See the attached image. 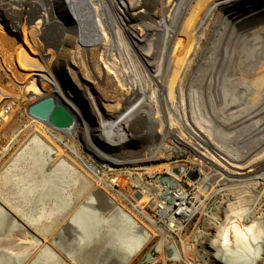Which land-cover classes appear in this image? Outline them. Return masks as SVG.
<instances>
[{
  "label": "rangeland",
  "instance_id": "374dc122",
  "mask_svg": "<svg viewBox=\"0 0 264 264\" xmlns=\"http://www.w3.org/2000/svg\"><path fill=\"white\" fill-rule=\"evenodd\" d=\"M64 1L54 0L53 2L56 6H60ZM212 1L210 0L209 3H212ZM209 3L199 4L197 0H157V4L152 10L153 18L159 24H161L162 20L165 21L167 27L170 28V35L176 37L177 29H181V26L188 20L189 15L193 16L191 17L193 20L192 29L198 26L200 19L210 5ZM102 13V8L99 4H85V0H81L80 4L72 5L68 10H63L61 13L56 14L59 26H61L63 34H65V39L60 47L56 48L59 55V65L57 67L61 73V84L66 90L68 97L87 107L88 120L91 122L89 127L94 130L93 132L97 133L93 141L89 139L91 143L84 135L83 122L79 124L73 134H67L48 126L27 113L28 106L38 98H35L34 94L26 89L25 84H20V82L16 81L10 68L15 66L18 69L22 65L21 62H30L29 59L32 52L25 45L22 37L23 32L14 31L9 22L7 23L4 16L0 14V205L6 210L8 209V213H11L17 219V222L13 224L9 219L3 222L0 221V226L2 227H0V264H39L38 259L36 260L37 263L35 259L36 255H39L41 251L42 243H47L54 247L69 264H114L120 251L124 250L122 243L126 241L129 230L126 229L124 223L111 216L109 211L103 214L100 210L101 206L99 209L93 205H86L88 200L93 195L96 198V193L101 190L107 192L119 204L124 206L151 233L145 245L132 256V259L127 264H225L222 262L224 259H220L218 256H216L217 259L213 257L214 254L211 251L217 252L218 249L209 247L206 240L211 236V233L222 219L224 205L233 203L232 201L234 200H238V202L246 206L253 205V210L248 218L249 222L255 224L264 222V182L259 183L253 180L249 184L240 185L228 180L223 186H217L213 191L210 190L209 193H212L209 195L211 196L209 202L202 195L197 197L195 203L199 206V211L187 224L179 226L173 231L170 229L172 227L168 226L165 221L166 225L161 223V229H165V233H162L157 228L155 224L157 220L152 217L154 201L151 195L153 194L151 192L145 193L143 190L148 187L154 193L157 192L155 191V180L158 175H167L169 170L172 172L175 167L180 168L181 163L191 164L197 162L199 155L190 145L196 144L198 139L190 135L189 129L194 126V123L198 129L203 130L202 122H199V118L196 116H192L194 105L188 102L187 109L192 116L191 118L180 116L175 110L168 121H166V126L174 129V132L178 135L177 137L182 139L179 138V141H175L174 139H177V137L168 135L167 138L173 144L167 143L168 141L166 140L167 142L164 146L167 151L161 153L160 160L154 162H148L149 160L144 162H117V160L127 158L134 160L135 158L149 155V153L145 152L155 139L154 132L156 133L157 130L155 126L160 120L162 122L161 114L158 112L161 99V84L152 79L150 74L145 71L144 66L137 64L135 57L129 55L127 51H122L123 59L120 60L121 56L115 50L113 52L114 57L109 54L108 63H105L106 55L102 49L110 48L108 46L110 44V32ZM224 13V5H219L211 12L207 23L203 26L206 31H204L205 37L201 40L202 47L206 46L205 44L209 42L212 35L217 32L218 20L222 18ZM85 16L87 17L86 19L84 18ZM87 23H89L94 33V37L92 36L91 40H89L86 30ZM247 42L250 43L247 44ZM255 42L253 36H245L238 37L233 45V49L240 56L238 58H240L241 69L245 67L243 66L245 64V54H248L250 49L255 47ZM257 42L260 44V41ZM192 45V52L186 57L187 59L185 58L179 79L184 76L187 69V60L190 57H193L194 60L186 75H189L200 62L199 52L202 51H199L197 55H193L196 41ZM222 46L224 47L225 44H222ZM245 48L246 51L244 52ZM113 59L119 65L125 64V67L128 70L130 69V76L136 79L138 87H141L143 91L142 93H139L136 87L134 88L136 83L120 84L116 74L112 73V70L110 71L108 68L110 61ZM233 69L235 70L236 68ZM225 77L228 82V94L233 96L234 93H238L237 90H239L238 88L241 85L236 88L237 84L233 86L232 79L230 80L228 75ZM186 81L188 82V79ZM184 89L188 93V90ZM148 96L151 99V105L145 101ZM217 104L219 103L204 100L201 105L203 108L204 106L208 108L210 105H214L217 108L229 106L231 103L228 102V105H226L224 101H221L220 105ZM196 106L199 107L197 104ZM111 107L112 109H110ZM142 108L149 111L153 110V112L157 111L153 116L156 115L158 119L155 121L154 119L151 120L144 112H141ZM118 114L125 115V119L116 118ZM220 117L219 115L218 119L222 120ZM223 119L226 122L233 123L238 120V117ZM185 121L188 127L185 125ZM233 125L226 127V129L218 128V133L220 132L219 134L224 137H217L221 140H227V143L231 144L253 128L249 121ZM160 127L161 132L164 134L166 130L161 123ZM36 136L40 143L42 141L43 144H50L60 149L61 152L59 155L54 154L51 161L46 162L44 166L42 165L40 176L36 171L39 169L37 167H40L39 163L36 164L35 158L29 159L30 155L27 154L26 156L21 151ZM57 137L61 139L58 140ZM92 142L97 146L96 149L92 147ZM124 142L127 143L125 148ZM102 146L110 149V151H104ZM180 147L183 150L182 153H179L181 151ZM75 148L83 155L93 154L94 157H99V159H102V157L96 150H102V154L112 156L111 160L103 159V161L110 163L106 165L104 175L95 176L74 153L73 149ZM249 148L250 146L241 147L240 150ZM127 149L134 152V155L132 156ZM201 150L208 153L205 146H202ZM208 155L211 157L210 154ZM112 160L119 164H113L110 162ZM62 161H66V163L67 161L72 162L76 169L80 170L86 178L76 175L77 173L67 168ZM200 164L203 174L211 175L214 180L219 177L217 169L219 168L220 170V167L224 168L220 164H217L219 167L217 166L216 169L210 168L211 164L209 163ZM253 168H255L253 170L254 173L264 172V148L255 152L252 165L250 164L245 170L241 171L249 174ZM227 169L228 171L234 170L233 168ZM232 176L239 178L247 175L232 174ZM111 183H116L129 196L136 190L139 193V195L137 194L138 196H135L137 201L129 202L112 188ZM43 185L46 186V189ZM138 190L142 192H138ZM260 190H262L263 194L256 199L257 193L261 192ZM201 192L207 195L205 193L206 190H201ZM33 203L36 204L34 205ZM19 223H22L21 225L28 232L41 241V244L37 245L32 251L33 254L31 253L22 262H20L22 252L20 247L15 246L17 240H15L16 234L13 233L17 227H20ZM17 224L19 225L17 226ZM11 226L15 229L13 230ZM205 231L207 232L205 233ZM192 243L195 246L193 250L190 249ZM171 244L181 249L182 258L180 260H173L166 256L167 248ZM238 248V256H232L235 252L229 251L230 263L243 261L244 258L247 260L252 258L251 254H248V249H246L244 242H241ZM230 249L233 248L229 247L228 250ZM15 251L19 252L16 253ZM149 251L152 252V257L144 261V257ZM256 264H264V254Z\"/></svg>",
  "mask_w": 264,
  "mask_h": 264
},
{
  "label": "bare ground",
  "instance_id": "6f19581e",
  "mask_svg": "<svg viewBox=\"0 0 264 264\" xmlns=\"http://www.w3.org/2000/svg\"><path fill=\"white\" fill-rule=\"evenodd\" d=\"M53 1L54 0H0V14L4 16L7 23L9 22V25L14 31L23 32L22 37L25 45L32 52L29 59L31 64L28 61H23L21 62V67L18 69L15 66L10 69H12V73L16 81L20 82V84H25L26 89L31 91L35 98L55 94L65 101L77 115L79 124L83 122L84 135L91 143V141L96 138L97 133L93 132L94 130L89 127L91 122L88 120V109L82 103L68 97L66 90L61 84V73L57 67L59 65V55L58 49L56 48L60 47L61 43L65 39V34H63V29L59 26L56 14L61 13L63 10H68L72 5L80 4L81 0H63L64 2L60 6H56ZM209 1L210 0H197L199 4L209 3ZM85 4H99L102 8L104 21L106 22L107 28L110 32V44L108 45L110 48L108 49L104 47L105 49H102L106 55L105 63H108L107 58L109 54L114 57L113 52L115 50H117L120 54V60L123 59L122 51H127L129 55L135 57L138 62L137 64L144 66L146 69L145 71L150 74L152 79L161 84V99L158 112H160L162 117V122L160 120V123L166 130L164 134H160L162 138L161 148L159 147L157 150L153 151V147L150 146L145 152L149 153V155L145 157L135 158L134 160L123 158L124 160H117V162L128 163L133 161H147L155 158V156L159 154L158 150L165 149L163 147V143L167 140L168 135L174 137L178 136L176 132H174V129L166 126V121H168L170 115L176 110V113L180 116L188 118L196 116L199 118V122H202L201 126L203 127V130L198 129L194 123V126L189 129L190 135L198 139V142L196 144L194 143L195 145L193 143V145H190V147H192V149H194L199 155V158L197 157V163L198 161L203 165L209 163L211 164L210 168L212 169H216L217 166L219 167L217 164L224 166V168L220 167V170L219 168L217 169V173L219 174L217 179L214 180L211 175H205L204 173V176L199 183L211 180L213 184L211 190L213 191L215 187L223 186L226 184V181L228 182V180H232L236 184L240 185L249 184L253 180H256L255 182L259 183L264 182V172L254 173L253 170H255V168H253L249 174L241 171L245 170L248 166H250V164L252 165L253 155L255 152L264 148V0H213L212 3H209L210 5L208 6L206 13L200 19L197 27L192 29L191 25L193 20L191 17L193 16L189 15L187 18L188 20L181 26V29H177V32L172 31L176 32V37H172L170 35V28L167 27V23L165 21L162 20L161 24H159V22L153 18L152 10L157 4V0H85ZM219 5H224L225 13L222 18L218 20L217 32L212 35L209 42L205 44L206 46L202 47L201 40L205 37L204 31H206V28L203 29V26L207 23L211 12ZM86 16L84 17L85 19L87 18ZM86 30L89 40H91L94 33L89 23H87ZM245 36H253L256 42L254 45L255 47H252L248 54H245L244 56L245 64L243 66H245L246 69L245 67L241 69L239 64L240 58H238L240 56L237 55L238 53H236L235 49H233V45L237 41L238 37ZM195 41L196 45L193 49V55H197L199 51H202L199 52L201 57L200 62L195 66L189 75H186V72H188L194 60L193 57H190L187 60V69L185 70L184 76L179 79L184 61L187 59L186 57L189 56L190 52H192V44ZM257 41H260V44H258ZM250 42H247V44ZM222 44H225V46L223 47ZM243 51L245 52L246 48ZM108 68L110 71L112 70V73L116 74L120 84H134L137 82L135 78H131L130 69L128 70L125 67V64H122L121 66L113 59L110 61ZM233 68L236 69L234 70ZM226 75H228L230 80L232 79L231 82L233 83V86L237 84L236 88H238V85H241L240 88H238L239 90H237L238 93H234L233 96L228 94L229 88H227L228 82L225 80ZM186 78L188 79V82L186 81ZM135 87L138 89L139 93L143 92L141 87H138L137 83L136 86L134 85V88ZM184 88L188 90V93ZM236 88L234 87L235 90ZM43 89L45 90L44 92ZM187 94L189 95L187 96ZM150 100L151 99L148 96V99L146 98L145 101L151 105ZM204 100H210L212 103H219L217 105H220L221 101H224L226 105H228V102L231 104L226 107L222 106L217 108L214 107V105H210L208 108L204 106V108L206 107L204 109L201 105ZM188 102H191L192 105H194L192 109V116L189 114L187 109ZM196 104L199 107H197ZM204 105L206 104L204 103ZM110 106L112 105L110 104ZM231 107L233 108L231 109ZM110 109H112V107ZM141 112H144V114L151 120L154 119L155 121L158 119L156 115L153 116V114L157 111L153 112V110L149 111L142 108ZM105 114L108 115L109 113ZM219 115L222 120L218 119ZM125 117L126 116L123 114H118L116 116V118L120 119H125ZM230 117H238V120L233 123H229V121L226 122L223 119ZM240 121H249V124L252 125L253 128L249 129L243 136L239 137L231 144H228L227 140H221L218 138L223 136L222 134H219L220 132L218 133V128L221 127V129H226V127H230L232 124L235 126L236 124L241 123ZM185 125L187 126L186 121ZM179 138L177 137V139L174 140L179 141ZM57 139L60 140L61 138L57 137ZM31 140L32 141L29 142L28 145L21 151L23 154H26V156L29 154V159L35 158L34 160L37 161L35 162L36 164L39 163L40 167H37L39 169L36 171L40 176L42 172L41 168H43L42 165L44 166L46 162L51 161L54 154L59 155L61 152L60 149L55 148L50 144H43L42 141L40 143L37 136ZM34 143L36 147L33 145ZM123 145L124 148L127 147L126 142H124ZM202 146H205L208 153L201 150ZM247 146H250V148L240 150L241 147ZM92 147H94V149L97 148L95 144H93ZM73 150L74 153H76L81 159L79 151L76 148ZM96 151L103 159H112V156L109 154H102V150ZM127 151L131 153L132 156L134 155V152L131 150L127 149ZM208 154H210L211 157ZM62 163H65L67 168L75 171L77 173L76 175L86 178L80 170L78 171V169H76V166L72 162L67 161L66 163V161H62ZM62 163L60 162V164ZM180 168L175 167L172 169L174 179L177 177L176 171ZM227 168H233L234 170L232 169L233 171H228ZM232 174H245L247 176L235 178ZM175 180L177 181V179ZM161 185V187L164 186L163 184ZM44 187L46 189V186ZM262 190L257 193L256 199L262 196ZM143 192H151L153 195L158 197V191L154 193L151 188L147 187L143 190ZM95 196L96 198H94L93 195L88 200L86 205H93L98 208L101 206V209H99L103 214L106 211H109L111 216H114L115 219L124 223L126 229L129 230L126 241L122 243L124 245V250L120 251L118 257L114 261V264H127L129 260L132 259V256L145 245L151 233L146 227L142 226L140 222L137 221L132 213L119 204L107 192L101 190L98 191ZM185 197L186 190H184L181 194L176 195V201L178 199H184ZM163 200L168 206L171 205L165 199ZM232 202L233 203H227L224 205L222 210V219L217 224L216 229L211 233V236L208 239L206 238L207 244L212 249H218L217 252L211 251L212 254H214L213 257L217 259L216 256H218L220 259H224L222 262L225 264H256L259 258H261L264 254V249L262 250L264 246V222L261 224H255L248 221L249 214L253 210V205L246 206L238 202V200H234ZM192 210L195 211L196 209ZM192 210L191 212H193ZM78 211L76 212L78 213ZM8 212V209L6 210L0 205V221L3 222L9 219L12 224L17 222V219ZM193 213H188L187 208L184 209L183 207H178L175 217H177L176 219L179 218L178 220L182 223V221L189 219ZM182 217H184V220H181ZM165 221L168 226L172 228L178 226L175 222L173 214L170 212L166 213ZM19 224H17V226ZM21 224L20 227H17L15 232H13L16 234L15 240L19 241L15 242V246L17 245L20 247L22 252L20 262L29 257L36 246L41 244L40 239L28 232ZM14 229L15 228H13V230ZM158 229L162 233H165L166 231L160 227H158ZM8 230L10 231V229ZM206 232L207 231H205V233ZM241 242L246 244L248 254H251L250 256L252 258H249L248 260L244 258L243 261L230 263L229 251L235 252L232 256H238V245H240ZM229 247L233 249L228 250ZM40 252L39 255H36L35 261L38 259V262L41 264H69L62 258V254H59L54 247L47 243H42ZM166 256L173 260H180L182 258L181 249H179L176 245L171 244L167 248ZM91 260L90 262H92Z\"/></svg>",
  "mask_w": 264,
  "mask_h": 264
},
{
  "label": "built area",
  "instance_id": "2783aa9c",
  "mask_svg": "<svg viewBox=\"0 0 264 264\" xmlns=\"http://www.w3.org/2000/svg\"><path fill=\"white\" fill-rule=\"evenodd\" d=\"M157 130L159 131H156V133L154 132V135H155V139L154 141L151 143V145L149 146H152L153 148V151L154 150H157L159 147L161 148V143H162V138H161V135L163 134L161 131V127H160V122H158L157 126H155ZM161 134V135H160ZM166 140V138H165ZM168 141V142H167ZM167 141H165L163 143V147L165 148L164 145H166V142L167 143H172L171 140H169L167 138ZM173 144V143H172ZM104 151L105 150H109L110 149H107L105 148L104 146H102ZM148 147V146H147ZM131 148V147H130ZM149 148V147H148ZM181 148V147H180ZM132 149V148H131ZM172 150V149H171ZM159 154H157V156H155V158L149 160L148 162H154V161H157V160H160L161 159V153L167 151L166 149L165 150H158ZM182 148H181V151L179 153H182ZM176 153H178L177 151H175ZM110 153V152H108ZM80 156H81V161L83 162V164L89 169L91 170V172H93V174L95 176H103L104 175V170H105V167L107 164H110L106 161H103V158L102 159H99V157H94L93 154H81L79 152ZM112 162L113 164H119L117 162H115L114 160L110 161ZM137 162H144V161H137ZM90 166H93V167H90ZM181 167H183V171L181 173L180 176L177 175V177H175V179H177L179 185H181L183 187V191L186 190V197L184 199H178L176 201V191L175 190H172L170 192L171 195L174 196L175 198V202L174 204H171V205H167V203L161 198L160 196V193H161V190H163L165 188V186L161 187V182H160V176L161 175H158L157 179L155 180L156 181V190L155 191H158V197H156L155 195H151V198H153V201H154V207L152 208V217L154 220H157L156 221V225H157V228L160 227L161 228V223L166 225V222H165V216H166V213H172L173 214V217L175 218V222L178 224V226H175L174 228H170L171 230H176L179 226H182V225H185L187 224L189 221L192 220V218L197 214V212L199 211V206L196 205L195 201L197 200V197L198 196H203L205 200H207V202H209L211 196H209L211 193L210 190L213 186V184H210V181H202L201 183H199L204 174L202 172V169H201V164L200 162L197 163V162H193L191 164H184V163H181ZM191 167H195L200 173H201V177L200 179L197 181V182H192L191 180H189L187 177H186V171L191 168ZM173 173L169 170L168 174L171 178L174 179V175H172ZM205 184H210V188H205ZM112 186V188H114L121 196H123L124 198H126L129 202H133V201H137V199H135V193L137 192L136 190H134V192L132 194L127 195L125 192H123L119 186L116 185V183H111L110 184ZM206 190L205 193H207V195L204 194V192H201V190ZM140 191V190H138ZM142 192V191H140ZM147 204V203H146ZM145 204V205H146ZM144 205V206H145ZM178 207H183L184 209H188V213H193L192 216L187 219V220H184V217H182L181 220H184L182 221V223L180 222V220L176 219L177 217L176 214H177V208ZM210 207L212 208L211 204H210ZM196 209L195 211H193L192 209ZM191 210L193 212H191ZM151 222H153L151 219H149ZM154 224V223H153ZM160 225V226H159ZM191 246V250H193L195 248V246L193 245V243L190 245Z\"/></svg>",
  "mask_w": 264,
  "mask_h": 264
},
{
  "label": "water",
  "instance_id": "95a60500",
  "mask_svg": "<svg viewBox=\"0 0 264 264\" xmlns=\"http://www.w3.org/2000/svg\"><path fill=\"white\" fill-rule=\"evenodd\" d=\"M27 113L48 126L67 134H73L79 126V120L75 112L55 94L38 98L28 106ZM183 169V167L178 169L176 174L180 176ZM186 177L192 182H197L201 177V173L195 167H191L186 171ZM160 182L165 186L160 193L161 198L165 199L169 204H174L175 198L170 192L175 190L177 194H181L183 187L169 175H161ZM210 184H212L211 180ZM210 184H205V188H210ZM137 194L139 195L136 192L135 196H138ZM151 257L152 252H147L144 261L149 260Z\"/></svg>",
  "mask_w": 264,
  "mask_h": 264
}]
</instances>
